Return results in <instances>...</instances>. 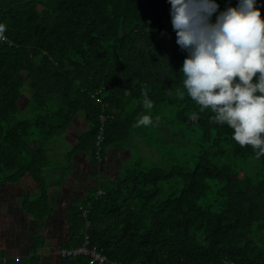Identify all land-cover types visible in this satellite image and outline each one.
Instances as JSON below:
<instances>
[{"label":"trees","instance_id":"1","mask_svg":"<svg viewBox=\"0 0 264 264\" xmlns=\"http://www.w3.org/2000/svg\"><path fill=\"white\" fill-rule=\"evenodd\" d=\"M216 2L221 11L237 0ZM256 6L264 18V0ZM169 8L167 0H0V184L40 174L49 142L80 114L89 128L73 150L96 164L101 127L104 164L110 149L132 146L136 130L166 165L149 166L132 150L103 195L72 209L77 229L65 247L89 236L109 261L125 264H264V154L239 145L226 123L210 119L211 108L178 95L187 53ZM144 112L154 123L135 126ZM176 124L198 134L194 149L159 146Z\"/></svg>","mask_w":264,"mask_h":264},{"label":"clouds","instance_id":"2","mask_svg":"<svg viewBox=\"0 0 264 264\" xmlns=\"http://www.w3.org/2000/svg\"><path fill=\"white\" fill-rule=\"evenodd\" d=\"M167 2L176 43L187 53L179 69L183 87L178 95L186 93L201 111L211 108L210 119L226 123L232 138L250 145L259 158L264 154V18L257 0H237L221 11L216 0ZM5 30L0 22V41L6 39ZM142 95L143 108L151 109L153 101L143 90ZM189 118L196 120L198 112ZM153 123L144 112L135 126Z\"/></svg>","mask_w":264,"mask_h":264},{"label":"crops","instance_id":"3","mask_svg":"<svg viewBox=\"0 0 264 264\" xmlns=\"http://www.w3.org/2000/svg\"><path fill=\"white\" fill-rule=\"evenodd\" d=\"M88 128L80 114L49 142L40 176L0 184V264H80L60 254L77 229L69 219L72 209L97 190L101 194V186L123 170L122 161L134 158L132 147L112 148L101 165L86 150H73Z\"/></svg>","mask_w":264,"mask_h":264},{"label":"rangeland","instance_id":"4","mask_svg":"<svg viewBox=\"0 0 264 264\" xmlns=\"http://www.w3.org/2000/svg\"><path fill=\"white\" fill-rule=\"evenodd\" d=\"M27 101H28V94L24 96L21 100V106L23 108L27 104ZM169 117H172V116H169ZM129 135H130L129 143L130 145H132L130 147H132V150L136 156L140 155L141 158L144 157L145 162L149 166H154V165L165 166L166 165V159H165L166 157H164L161 151H158L157 147H154V148L148 147L147 141L144 143L143 138L138 135L136 130H133L132 133H130ZM198 140H199V137L196 132L192 133L191 131L185 129L182 125L176 124L173 127H166L165 131L162 133V138L159 140L160 141L159 146H163L165 147V149H169L173 147L174 149H179L178 150L179 152L182 147H184L187 150H189V148L194 149V145L195 143L198 142ZM160 154H162V156ZM122 164H124V167L130 166V162L128 160L127 161L123 160ZM119 167H120L119 164L116 166V168L114 166H111L109 168V172L115 174L117 168ZM37 176H40V174H37ZM87 214L88 212H85L84 218L87 217ZM75 248L77 247H70L68 249H75ZM80 257H83V256H80ZM77 258H72V260L77 259Z\"/></svg>","mask_w":264,"mask_h":264},{"label":"built area","instance_id":"5","mask_svg":"<svg viewBox=\"0 0 264 264\" xmlns=\"http://www.w3.org/2000/svg\"><path fill=\"white\" fill-rule=\"evenodd\" d=\"M99 101H101L99 99ZM107 115L104 113L101 115V120H106ZM105 128L101 127L99 134H98V141H97V161L101 164L104 160L102 155V147L104 140H106ZM88 221V220H87ZM89 221L87 226L89 225ZM89 236H86V241L83 245L75 248V249H68L64 248L61 250L60 254L65 259H72L77 258L80 256H85L89 258V264H125L120 263V261H109L108 258L100 252L96 247L90 245ZM89 256V257H88ZM228 264H235V263H228Z\"/></svg>","mask_w":264,"mask_h":264}]
</instances>
